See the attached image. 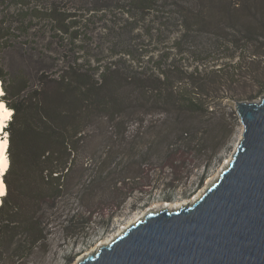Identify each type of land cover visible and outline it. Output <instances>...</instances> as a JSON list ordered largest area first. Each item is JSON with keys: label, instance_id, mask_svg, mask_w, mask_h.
Wrapping results in <instances>:
<instances>
[{"label": "trees", "instance_id": "trees-1", "mask_svg": "<svg viewBox=\"0 0 264 264\" xmlns=\"http://www.w3.org/2000/svg\"><path fill=\"white\" fill-rule=\"evenodd\" d=\"M37 30L64 55L34 89L3 87L12 94L6 130L19 132L1 177L0 264L47 252L51 212L70 197L88 214L84 230L134 192L150 193L145 164L161 148L175 190L200 152L190 119L264 91V0H0V53L31 44ZM93 40L105 59L88 55ZM82 216H65L67 238Z\"/></svg>", "mask_w": 264, "mask_h": 264}, {"label": "water", "instance_id": "water-1", "mask_svg": "<svg viewBox=\"0 0 264 264\" xmlns=\"http://www.w3.org/2000/svg\"><path fill=\"white\" fill-rule=\"evenodd\" d=\"M235 111L242 139L200 197L146 213L76 264H264V95Z\"/></svg>", "mask_w": 264, "mask_h": 264}, {"label": "rangeland", "instance_id": "rangeland-1", "mask_svg": "<svg viewBox=\"0 0 264 264\" xmlns=\"http://www.w3.org/2000/svg\"><path fill=\"white\" fill-rule=\"evenodd\" d=\"M100 24L101 22H97L94 28L99 27ZM42 32V30L32 31L30 38L34 40L36 45L33 44L32 40L31 44L25 45L24 39H18L16 43H11L10 48L0 53V75L2 78H0V88L2 90L0 102L5 105L3 98L10 102L12 94L5 95L4 86L9 89L10 93L16 91L19 87L18 84L24 82H28L31 89H34L38 85V77L41 73L51 74L62 66L58 63L60 66L58 68L54 67L52 59H63V56H61L64 55L63 50H60L54 41L50 42L49 38H45V40L39 38L38 35ZM88 41H90V38ZM148 45L153 49L154 45H150V43ZM91 48L88 53L90 57L95 60L98 57L100 60L105 59L107 53L104 52L102 56L99 54L102 50L96 41L93 40ZM258 59L264 61V57H258ZM215 61V59L212 60L210 64L215 63ZM263 95L264 91L254 99H246L244 101L256 102ZM235 107L236 101L226 98L220 102H215L212 105V112H209L203 118H198L200 116H197L190 119V124L200 131L198 136L201 140H197L200 152L194 150L187 157L183 174V176L187 177H183L175 190L168 186L171 180L170 170L161 168L160 164L164 160L163 152H166L164 148L163 150L161 148V150H158L160 154L158 156L153 155V158L150 159L151 163L145 164L144 173L149 172L148 177L153 188L150 193L134 192L112 217H109L111 213L109 210L103 216H94L90 223L84 227V230H81V228L84 225L83 223H86V217L88 216L84 212V207L79 206L75 197H70L63 203L60 202L51 212L53 218L50 223L51 232L47 239V252L42 248L36 249L32 255L20 260L17 259L13 264H76L86 254L96 251L103 242L116 238L122 233L121 230L124 227L128 226V224L130 227L146 213L161 210L168 205L191 204L206 191L209 185L217 180L218 176L226 168L227 161L232 158L238 142L242 139L243 126L235 111ZM154 116H148V120L154 121L164 118V114ZM11 118H13V111ZM10 120L7 122V126L4 127V132L7 135L5 133L2 135L6 136L8 143L10 138L19 132L18 126L11 127L10 131L6 130ZM187 124L189 125V123ZM0 133L3 134V131ZM151 139L152 137H149V140ZM179 141L177 143L181 145ZM182 142L184 143L185 141L182 140ZM154 149L149 152L151 153ZM7 157V165H9L8 153ZM123 160L120 157L117 159L118 163L123 162ZM1 174L3 176V173ZM151 208L154 210H151ZM75 211H79L80 214L82 212L83 216L71 239L66 237L67 233L61 226L66 219L65 216Z\"/></svg>", "mask_w": 264, "mask_h": 264}, {"label": "bare ground", "instance_id": "bare-ground-1", "mask_svg": "<svg viewBox=\"0 0 264 264\" xmlns=\"http://www.w3.org/2000/svg\"><path fill=\"white\" fill-rule=\"evenodd\" d=\"M0 84H1V82H0ZM2 93V90H1V88H0V94ZM9 109V111L12 113V110L10 109V108H8ZM1 131H3V134L2 133H0V196L3 194V192H4V184H3V182H2V179H1V176H2V174L1 173H3L4 172V170L8 167L7 166V164H8V157H7V147H8V139L6 138V136H2V135H4V127H2V128H0V132ZM5 159H6V161H7V163H6V165H5ZM228 162L229 161H227V164H228ZM216 181V180H215ZM214 181V182H215ZM186 204V203H185ZM184 203H180V204H175V205H168L166 208L167 209H169L170 211H172V210H175V209H177V208H179L180 206L182 207L183 205H185ZM190 205V204H189ZM150 210V209H149ZM151 210H154L153 208H151ZM128 226H129V224H128ZM128 226H126V227H124L122 230H121V232H123ZM108 241L109 240H107V241H105V242H103V244H106V243H108ZM102 244V245H103ZM80 260V259H79ZM78 260V261H79Z\"/></svg>", "mask_w": 264, "mask_h": 264}, {"label": "snow or ice", "instance_id": "snow-or-ice-1", "mask_svg": "<svg viewBox=\"0 0 264 264\" xmlns=\"http://www.w3.org/2000/svg\"><path fill=\"white\" fill-rule=\"evenodd\" d=\"M11 116L12 113L9 111L8 107L0 102V128L7 126V122L10 120ZM5 135H7V133H5ZM6 163L7 161L5 159V165Z\"/></svg>", "mask_w": 264, "mask_h": 264}]
</instances>
